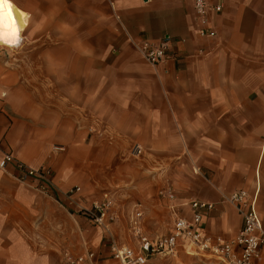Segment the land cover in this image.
<instances>
[{
  "label": "crops",
  "instance_id": "1",
  "mask_svg": "<svg viewBox=\"0 0 264 264\" xmlns=\"http://www.w3.org/2000/svg\"><path fill=\"white\" fill-rule=\"evenodd\" d=\"M13 1L4 3L3 18L12 8L15 26L26 19L21 37L31 22L56 45L37 53L39 69L0 65V161L11 153L28 167L49 168L55 186L46 195L34 179L19 182L14 164L0 168V264H61L62 251L87 249L98 264H120L108 234L80 210L110 199L118 216L111 234L135 248L136 207L145 211L146 234L170 232L159 185L179 201L216 205L204 219L208 235L230 240L239 233L242 218L224 200L236 191L257 197L264 221V0H211L222 12L207 14L205 24L195 0ZM203 28L216 36L201 37ZM167 35L181 60L159 69L129 40ZM32 71L43 72V96L32 92ZM132 143L142 147L131 155L141 161L112 162L113 152ZM175 156L181 164L168 162ZM121 183L128 188L114 191ZM69 184L80 188L73 198ZM147 264L210 263L180 251Z\"/></svg>",
  "mask_w": 264,
  "mask_h": 264
},
{
  "label": "built area",
  "instance_id": "2",
  "mask_svg": "<svg viewBox=\"0 0 264 264\" xmlns=\"http://www.w3.org/2000/svg\"><path fill=\"white\" fill-rule=\"evenodd\" d=\"M196 13L203 18L210 12L221 13V5H212L211 0H195ZM200 36L214 38L216 32L203 28ZM130 43L140 53L148 65L154 69L165 67L168 62H179L181 55L175 49L176 40L167 35L159 41H137L129 39ZM143 152L139 144L131 148L132 156H140ZM14 164L18 171L16 179L28 183L34 179L33 186L38 191L49 195L54 188V176L49 168H31L19 162L11 153L4 155L0 168L6 169ZM80 188H69L66 195L73 198ZM160 201H168L170 212V232L164 236L151 237L144 231V209L136 207L130 218V229L136 239L135 248L121 245L111 234L110 226L117 222L114 205L110 199L95 201L91 207H84L80 213L108 234V246L113 259L120 264H147L157 256H176L180 251L186 255L197 257L210 264H260L264 262V226L257 207V197H252L246 191H236L224 200L236 207L242 218V228L230 240L206 233L204 219L216 210L213 202L203 200L179 201L176 194L169 188L161 189L158 193ZM61 264H98V254L87 249L83 253L65 250L60 255Z\"/></svg>",
  "mask_w": 264,
  "mask_h": 264
},
{
  "label": "rangeland",
  "instance_id": "3",
  "mask_svg": "<svg viewBox=\"0 0 264 264\" xmlns=\"http://www.w3.org/2000/svg\"><path fill=\"white\" fill-rule=\"evenodd\" d=\"M13 1V0H12ZM14 2V1H13ZM9 11L11 12L12 16L14 15L15 9L10 8ZM5 13L4 18L2 22H0V65H3L6 69H21L19 65H37L36 67L32 69H39L40 64L42 63L41 57L37 55L41 51V49L48 47V46H55L56 41L51 40L49 38L48 41L43 40V34L39 28L38 25L31 23L27 28V30L24 32L23 37H21L23 30L25 29V26L23 24L25 23L26 19L23 18L22 21L13 27L12 22L8 19V14ZM24 38V39H23ZM16 48V49H12ZM15 67V68H14ZM0 80L3 79V75L6 73L0 72ZM27 75H30V80H31V89L33 94H36L37 96H43V72L40 71H32L28 72ZM24 79V73L22 72L21 74H18L17 80L21 81L23 83ZM28 84V82H26ZM51 90H55L54 86L52 84L49 85ZM1 92L5 94H1L2 97L7 96V89L2 87ZM96 127L98 126V120L96 119ZM101 139L103 137L100 136ZM100 142V141H98ZM136 143H132V145L125 151H120L118 153L113 152L112 153V162H120L122 164H135L136 162L141 161L140 159L133 158L131 156V148L135 145ZM102 146L105 147L104 145H98L97 147ZM106 147H109L107 145ZM116 155V156H115ZM150 159V158H149ZM183 157L180 156H175L172 157V159L168 160L169 163L179 165L182 163ZM106 168L104 169L103 174L107 173ZM107 171H111L108 169ZM53 172V171H52ZM53 176L54 173H53ZM70 187H72V184H69ZM162 185H159V188L162 189ZM128 188L127 185L120 184L116 188H114V191H123ZM122 193V192H121ZM156 196L159 193L158 186L156 187L155 190ZM92 205V204H91ZM87 206H90L87 205ZM91 207V206H90ZM264 226V221L261 218ZM90 225L93 226V224L90 221H87ZM185 254V253H184ZM186 255V254H185ZM189 257V256H188ZM191 257V256H190ZM166 259V258H165Z\"/></svg>",
  "mask_w": 264,
  "mask_h": 264
},
{
  "label": "snow or ice",
  "instance_id": "4",
  "mask_svg": "<svg viewBox=\"0 0 264 264\" xmlns=\"http://www.w3.org/2000/svg\"><path fill=\"white\" fill-rule=\"evenodd\" d=\"M6 2H7V0H0V22H2V20H3V5ZM8 19L12 22L14 30H17V29H15V17L12 16L10 11H9V14H8Z\"/></svg>",
  "mask_w": 264,
  "mask_h": 264
}]
</instances>
